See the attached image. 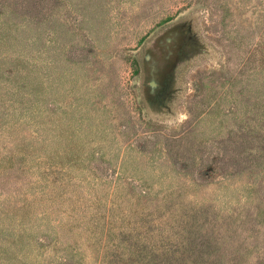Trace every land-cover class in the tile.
I'll list each match as a JSON object with an SVG mask.
<instances>
[{
	"label": "rangeland",
	"instance_id": "1",
	"mask_svg": "<svg viewBox=\"0 0 264 264\" xmlns=\"http://www.w3.org/2000/svg\"><path fill=\"white\" fill-rule=\"evenodd\" d=\"M0 264H264V0H0Z\"/></svg>",
	"mask_w": 264,
	"mask_h": 264
},
{
	"label": "flooded vegetation",
	"instance_id": "2",
	"mask_svg": "<svg viewBox=\"0 0 264 264\" xmlns=\"http://www.w3.org/2000/svg\"><path fill=\"white\" fill-rule=\"evenodd\" d=\"M191 25L192 23H187V28L182 30H177L176 28H172L171 26V28H169L168 31L165 32L164 37L166 38V40H169L171 36L175 37L178 35H180L181 37L182 35L189 37L190 33H192ZM161 40L162 39H159L158 42ZM157 45H158V49L160 50L159 47L160 44L158 43ZM159 53H160L159 51L158 52L156 51V54ZM196 53H197L196 47L193 48L181 47L177 50V52L174 55L177 57L178 63H183L184 61L194 57ZM169 78L172 79L171 84L173 85V82L177 81L175 71L173 72L172 75H170ZM172 85L168 83V87L166 86L163 87L162 85L157 84L155 81H150L149 89H147V91L144 93L146 104H148L149 106L148 108L156 118L166 119L167 115H170V113H172L171 111L172 106H174L179 96V92L177 91L178 89H176V87L172 88Z\"/></svg>",
	"mask_w": 264,
	"mask_h": 264
}]
</instances>
